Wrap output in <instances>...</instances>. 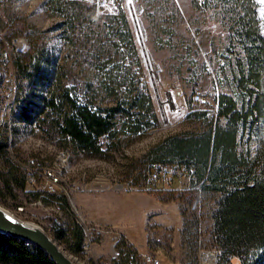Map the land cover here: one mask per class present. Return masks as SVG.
Here are the masks:
<instances>
[{
	"label": "rangeland",
	"instance_id": "1",
	"mask_svg": "<svg viewBox=\"0 0 264 264\" xmlns=\"http://www.w3.org/2000/svg\"><path fill=\"white\" fill-rule=\"evenodd\" d=\"M3 1L0 58L2 52L12 60L16 54L36 50L52 54L65 62L64 83L74 81L82 88L86 79L95 78L89 49L92 44L102 46V60L115 61L118 84L132 77L133 83H144L159 124L114 149L108 158L74 154L69 146L58 145L33 124L24 126L18 119L17 90L5 82L7 77L12 79L13 70L4 64L8 60L1 59L0 126H7V154L14 158L17 153L16 162L23 163L26 182L22 188L15 186L4 194L0 206L48 232L54 217L61 222L67 218L58 206L37 200L31 191L63 192L84 230L83 256H72L58 243L75 264H122L115 247L121 238L139 254V264H217L219 250L212 244L210 233L211 211L218 195L195 189L197 178L190 183L189 178L174 176L165 185L163 173L152 176L153 168L161 169V165L151 164L148 171L146 161L139 156L165 136L204 128V124L186 118L187 114L196 110L215 114L216 97L231 93L223 63L228 44L226 18L208 9H196L191 0H77L95 8L92 17L84 9L75 25V45L69 48L55 29L60 18L50 0ZM254 1L264 37V0ZM131 5L138 9L139 34L129 12ZM119 6L128 21L134 57L117 50L122 49V43L114 39V27L103 25L104 15L116 13ZM143 51L150 57L147 61L151 59L157 66L155 76L146 67ZM168 94L173 108L166 103ZM194 94L200 95L199 101H193ZM13 128L16 130L11 134ZM32 169L38 170L40 181L27 178L26 174L32 178Z\"/></svg>",
	"mask_w": 264,
	"mask_h": 264
},
{
	"label": "trees",
	"instance_id": "2",
	"mask_svg": "<svg viewBox=\"0 0 264 264\" xmlns=\"http://www.w3.org/2000/svg\"><path fill=\"white\" fill-rule=\"evenodd\" d=\"M191 3L196 9H208L226 18L228 44L223 63L229 73L231 93L216 97L215 114L209 110L187 114L186 118L204 124V128L165 136L150 145L139 158L146 161L148 171L151 164L191 168L198 189L218 195L211 211L210 233L212 244L219 250L217 264L233 261L264 264V37L261 21L254 0H191ZM49 5L60 18L55 29L60 31L65 45L72 48L75 25L81 21L84 9L92 17L94 5L86 7L77 0H50ZM103 21V25L109 24L108 28L114 27V39L122 43V49L117 50L134 57L133 38L123 9L119 6L116 13L104 15ZM101 47L92 44L89 49V63L95 78L86 79L82 88L74 81L64 83L65 62L61 63V59L53 58L52 54L40 50L16 54L13 64L18 119L24 126L35 124L58 145L69 146L74 154L107 155L108 158L112 151L157 127L159 121L144 83L135 84L132 77L129 82L118 84L115 61L102 60ZM135 62L141 67L136 58ZM7 132L9 135L6 125L0 126L2 201L4 194L11 193L15 186L22 188L26 182L23 163L16 162L17 153L14 158L7 154ZM240 144H243L242 150H239ZM250 145L254 148L250 149ZM41 166H44L42 162ZM169 179V175L164 177L165 185L169 184L166 182ZM31 195L58 206L65 214L64 222L54 217L50 229L46 230L72 256H83L84 230L71 212L65 194L33 190ZM115 247L122 264H139V254L124 238L118 240ZM0 264L54 263L34 245L0 234Z\"/></svg>",
	"mask_w": 264,
	"mask_h": 264
},
{
	"label": "water",
	"instance_id": "3",
	"mask_svg": "<svg viewBox=\"0 0 264 264\" xmlns=\"http://www.w3.org/2000/svg\"><path fill=\"white\" fill-rule=\"evenodd\" d=\"M151 81L153 82L152 77ZM0 234L24 240L43 251L54 264H75L69 254L41 226L17 218L0 206Z\"/></svg>",
	"mask_w": 264,
	"mask_h": 264
},
{
	"label": "built area",
	"instance_id": "4",
	"mask_svg": "<svg viewBox=\"0 0 264 264\" xmlns=\"http://www.w3.org/2000/svg\"><path fill=\"white\" fill-rule=\"evenodd\" d=\"M5 3V1H3V0H0V4H4ZM1 47V46H0ZM18 49H20V47H18ZM7 55V54H6ZM5 58V56H4V53L2 52L1 53V58H0V60L1 59H4ZM6 60H8L9 62H4V64H9V66L12 68V70H13V74H12V79H10V77H7L6 79H5V82H7V83H9V84H11L12 86H13V90H17V79H16V77H15V68H14V64H13V60L11 59V55H8V57H6L5 58ZM200 100V95L199 94H194L193 95V101L194 102H197V101H199ZM15 103V102H14ZM12 104V103H11ZM14 105H11V106H9V107H13ZM35 127H36V125L35 124H33ZM37 128V127H36ZM41 165V164H40ZM158 167H162L161 169L160 168H153V177H156L157 176V174L158 173H163V175L164 176H167V175H169L170 176V178L171 177H179V178H181V177H186V178H189V179H191L190 180V183L192 182V181H195V177H193L192 176V174H193V171H192V169L191 168H186L185 166H179V165H176V164H165V165H161V166H158ZM31 168H34V166L33 165H31ZM27 175V178L28 179H35V181L36 182H38V181H40L38 178H39V172H38V170L37 169H32L31 170V176H32V178L31 177H29V175L28 174H26ZM195 189H198L199 188V185L198 184H196L195 185V187H194ZM207 257V256H206ZM213 258H214V256H213ZM146 259V257L144 258V260ZM155 263L156 264H158V262L157 261H155ZM142 264H145L144 263V261H142Z\"/></svg>",
	"mask_w": 264,
	"mask_h": 264
},
{
	"label": "bare ground",
	"instance_id": "5",
	"mask_svg": "<svg viewBox=\"0 0 264 264\" xmlns=\"http://www.w3.org/2000/svg\"><path fill=\"white\" fill-rule=\"evenodd\" d=\"M137 11H138V9L134 8L132 5L129 6V12H130L131 18H132L134 24L136 25V28L138 29V21L136 19V15H137L136 12ZM139 33L140 32H139V29H138V34ZM143 56H144V59H145L146 67H148L150 69V71H149V72H151L150 74H154L155 69H156V71H155V74H156V72H157V66H156V64H154L151 59H150V61L149 60L147 61V57H149V56L147 55V53L145 51H143ZM155 74H154V76H155ZM166 103H167L168 106H170V108H173V106H172L173 103H172V101L170 99L169 94L167 95V101H166ZM192 176L195 177L194 176V172H193Z\"/></svg>",
	"mask_w": 264,
	"mask_h": 264
},
{
	"label": "crops",
	"instance_id": "6",
	"mask_svg": "<svg viewBox=\"0 0 264 264\" xmlns=\"http://www.w3.org/2000/svg\"><path fill=\"white\" fill-rule=\"evenodd\" d=\"M112 253H114V251ZM104 257L108 259L109 258V254H106Z\"/></svg>",
	"mask_w": 264,
	"mask_h": 264
}]
</instances>
